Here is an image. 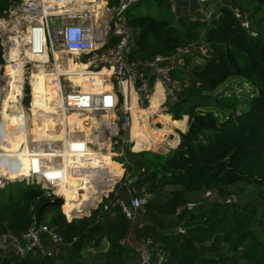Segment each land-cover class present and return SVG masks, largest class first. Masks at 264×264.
Instances as JSON below:
<instances>
[{
  "label": "trees",
  "instance_id": "trees-1",
  "mask_svg": "<svg viewBox=\"0 0 264 264\" xmlns=\"http://www.w3.org/2000/svg\"><path fill=\"white\" fill-rule=\"evenodd\" d=\"M20 1L0 0V17ZM218 1L211 17L177 15L171 4L169 17L128 13L137 32L132 61L188 50L185 64L171 70L181 89L167 111L178 124L186 125L188 116L180 144L167 152L127 148L117 160L133 173L135 195L153 196L138 212L144 219L135 238L140 245L152 241L165 264H264V0ZM195 46L206 54L191 51ZM195 57L201 62L193 63ZM231 78L249 82L253 91L217 92ZM114 198H104L89 216H68L59 206L41 212L50 201L41 185L7 182L0 187V237L21 239L37 222L63 242L52 255L0 247V264H140L130 243L133 220Z\"/></svg>",
  "mask_w": 264,
  "mask_h": 264
},
{
  "label": "built area",
  "instance_id": "built-area-1",
  "mask_svg": "<svg viewBox=\"0 0 264 264\" xmlns=\"http://www.w3.org/2000/svg\"><path fill=\"white\" fill-rule=\"evenodd\" d=\"M138 1L140 0H119L118 3L111 4L110 0H21L12 4L0 17V39L5 63H10L15 69L17 61L21 60L25 73L27 69L30 70V77H27L30 85L33 72L37 71L39 65H43L49 74L56 77L61 86L63 109L60 111L88 112L93 115L102 113V117L97 118L99 123L95 125L94 140L74 136L64 148L57 147L60 141H57V144L44 141V145L47 146L45 155L35 152L29 175L16 179L27 185H41L45 189V196L50 200L64 197L59 193L58 186L67 176L66 153L71 157L76 155L82 157L87 149H95L96 146L97 149L105 152L109 150L116 159L117 149L120 147L122 149L125 145L124 151H126L130 148L128 145H134L131 137L133 122L131 91H135L137 102L144 107L151 97V86L147 75L149 69H153L170 84L168 93L176 94L181 89L179 82L171 77V70L178 64H185L182 54L188 52L187 49L176 56L158 55L152 61L130 59L137 32H134L128 24V10ZM50 2L54 5L51 6ZM64 2L66 5H61ZM212 14L213 11L207 12L208 17ZM113 37L118 38L114 43ZM70 57L76 62L88 65L89 72L92 73L99 74L104 69H108L111 73L101 76H104L105 81L110 82L111 89L96 94L70 88L67 75L60 71V67H63ZM7 78L9 79V76L5 73L0 75V79H5L7 83V86L0 84L2 102L10 89ZM25 83L26 76L22 94L18 96L19 100L24 96ZM20 105L26 110L21 100ZM28 109L31 111V108ZM2 113L3 110H0V124L3 120ZM107 114L109 116L106 119ZM27 129L30 131L31 126ZM31 145H34L32 141ZM31 149L34 150V146H31ZM55 151L57 155L52 159H45ZM122 156L124 154L119 157ZM1 179L0 187L7 183L5 179L8 177L2 176ZM108 192L105 194L107 198H109ZM209 194L210 192L207 193ZM150 199V194L135 195L134 193L129 203L124 200L118 201L125 215L134 220L136 212L144 211ZM104 208L108 209L109 205H105ZM42 234L49 235L54 245L53 249L45 250L41 243ZM62 242L63 237L54 228L37 222L21 239L13 235L0 237L2 249L7 251L13 244L12 249L21 255L36 249H42L48 255H52L58 252V246ZM137 252L140 264H165V258H156L158 248L150 240L139 246Z\"/></svg>",
  "mask_w": 264,
  "mask_h": 264
},
{
  "label": "bare ground",
  "instance_id": "bare-ground-1",
  "mask_svg": "<svg viewBox=\"0 0 264 264\" xmlns=\"http://www.w3.org/2000/svg\"><path fill=\"white\" fill-rule=\"evenodd\" d=\"M50 3L51 6L54 5L53 2ZM61 5H66V3H61ZM68 60H71L73 62V69L72 64L70 63V61H68L66 62V64H64L63 67H60V71L64 72L67 77L69 76L67 78L68 81H78V84L82 83L88 85V88H90V90L75 87L76 83H71L73 85L68 83V86L70 88L90 91L96 94L111 89L110 82H105V80L103 79L104 76H101L111 73L108 69H104L99 74L92 73L89 72L88 65H86L85 63L76 62L72 57H70ZM37 71L38 72L35 76L37 85L32 84L31 81V85L33 86L32 96L34 100L31 108V116L28 117V120L33 125L32 134L27 129L28 125H26V127L24 126L23 119L17 123L16 127H14L13 122L9 118L8 108L10 106V103L17 101V98H19L18 96L22 94V87H16L14 82L12 81V78L9 80L10 89L7 96L5 97L4 104L2 103L4 105V108L2 113L3 120L1 122L0 129L3 133L9 136V132L12 131V126L17 132L20 131L21 133V131H23V133L19 134L20 140L16 138H7L8 140H14V143H19V151L17 150L12 153L7 150L0 151V184H2V176L16 179L17 177H24L29 175V169L32 165V158L34 157V153L38 152L41 155H45L46 153L47 146L44 145V141H50L57 144V141H60V139H62V141L57 144V147L64 148L65 145L70 142V138L74 136H81L85 140H94L96 138V135L93 134L94 132L92 126H89V124L87 123H90L91 118L89 115H91V113H67L65 111H61L62 114L58 113L56 111L58 102L59 109H63V96L60 90L61 86L59 84V81L52 74L47 75L48 70L45 69L43 65H39ZM33 76L34 75H32L31 77L32 80ZM48 95H50L51 97L50 101L47 100ZM150 100L151 105L147 108H142L138 105L137 94L135 93V91H131V106L133 114L131 137L132 143H134L135 151H140L145 148L151 150L157 149L161 142L168 141V137L166 136H168L169 133H172L171 127H153L150 123V116L152 115L160 116V119L164 121L167 126H178L182 127L183 129L186 127L185 123H173L170 115L159 114L160 98L158 94L152 95ZM47 106L52 107V109L54 110V114H50L47 111ZM14 107L18 112L22 111L23 107L20 105V100L16 102ZM108 116V114L105 115V118L107 119ZM98 123L99 122L96 119H93L94 125H97ZM31 141L34 143V145H31ZM178 142L179 141L177 138L176 140L169 139L167 143L177 145ZM31 146H34V150L31 149ZM87 152L91 154V158L83 159L82 157L76 155L73 156L71 161L65 159L67 176L65 181L59 184L58 191L65 198V202L63 203V210L70 216L87 213L88 205H96L100 201L102 195L109 191L113 183L122 176L124 171L122 165L119 162L115 160L111 162L106 160L105 157L113 158L114 156L109 150L105 152L101 149H87ZM56 153L57 151L49 154V156L45 159H52L54 155H57ZM94 154L95 156H93ZM78 190L83 191V193L81 194L79 191L78 195V193H76V191ZM65 191H69V193L64 195Z\"/></svg>",
  "mask_w": 264,
  "mask_h": 264
},
{
  "label": "rangeland",
  "instance_id": "rangeland-1",
  "mask_svg": "<svg viewBox=\"0 0 264 264\" xmlns=\"http://www.w3.org/2000/svg\"><path fill=\"white\" fill-rule=\"evenodd\" d=\"M215 2V0H213V3ZM170 4L172 5V3L170 2V0H140V1H138L137 3H135V4H133L130 8H129V10H128V13H130L131 15H138V14H146V15H151V16H153L154 18H157V19H159V18H164V17H169L170 15H171V9H172V6H171V9L169 8V6H170ZM205 13H206V11H205ZM204 13V14H205ZM176 14V13H175ZM191 49V48H190ZM191 51H199L201 54H206V50L204 49V48H202V47H197V46H195V47H193L192 49H191ZM20 62V63H19ZM199 62H201V59H200V57H195V60H193V63H199ZM24 64H23V62L20 60V61H18L17 62V65H16V68L14 69V68H12V66L10 65V63H8V62H6L4 65H2V67H0V75H2L3 73H5L6 75H8L9 76V79L8 80H10L11 78H12V81L14 82V84H15V86L16 87H22V89H23V83H24V77L26 76V83H25V85H24V91H23V95L24 96H21L20 98V100H21V102H22V104H23V106L26 108V110L25 109H23L22 108V111L21 112H18L17 110H16V108L14 107L15 106V104H16V102H18L19 101V98H17V101H15V102H12V103H10V106H9V108H8V113H9V118L10 119H12L13 121H16V120H22V119H24L25 118V116L26 115H28V114H31V111L28 109V108H32V105H33V100H34V98H33V96H32V89H33V86L31 87V85L29 84V80L27 79V77H30V70L29 69H27L26 70V73H25V70H24ZM37 72L38 71H34L33 72V80H32V84H36L37 85V81L35 80V76H36V74H37ZM47 75H49V71H48V74ZM32 77V76H31ZM105 82H108V81H105ZM165 83H166V92H167V89H168V87L170 86V84L168 83V82H166V81H164ZM0 84H2V85H6L7 86V83H6V81H5V79H3V80H1L0 79ZM152 88H151V93H150V96H151V94H152ZM221 91H224V92H226V93H228V94H233V93H235V94H237L238 96H242V95H245V94H247V93H251L252 91H253V88H252V86L249 84V82H247V81H245V80H243V79H241V78H231V79H229L224 85H222L218 90H217V92H221ZM9 92V91H8ZM8 94V93H7ZM7 96V95H6ZM176 97H177V94H175V92H174V94H170V93H168L167 92V99H166V102L164 103V105L163 106H161V107H164L165 105H166V107H167V111H168V109L170 108V106L173 104V102L175 101V100H177L176 99ZM24 98V99H23ZM151 98V97H150ZM150 98L146 101V105L144 106V107H142L140 104H139V102H138V105L140 106V107H142V108H147V107H149L150 106ZM50 99H51V97H50V95H48V97H47V100L48 101H50ZM57 100V99H56ZM5 101V100H4ZM138 101V100H137ZM2 101H0V103H1ZM58 102V101H57ZM3 104H4V102H2ZM1 105L0 106V110H1V108H2V110H3V108H4V105ZM28 111H30V113H28ZM47 111L50 113V114H54V110L52 109V107L51 106H47ZM56 111L58 112V113H60V114H62L61 113V111H60V109H59V102H58V105H57V107H56ZM163 112V111H162ZM13 115H20V116H13ZM102 117V113L101 114H98V115H96V117L94 118V119H96L97 121H98V119L97 118H101ZM26 119V118H25ZM184 119V118H183ZM91 120H93V119H90V121ZM154 120V121H153ZM182 120V119H181ZM90 126H92V124L91 123H89V122H87ZM150 123H151V125L153 126V127H155V126H157L158 125V120L156 119V118H154V115H152V116H150ZM160 123V122H159ZM160 124H162V123H160ZM26 125H28V124H26ZM26 125H24L25 127H26ZM31 126V125H30ZM0 128H1V124H0ZM13 128V129H12ZM12 128H11V132H9V134H10V136L9 135H7V134H5V133H3L2 132V130L0 129V151L1 150H7V151H9V152H15V151H19L20 150V145H19V143H14V140H8V139H13V138H16V139H18V140H20V138H19V134H21V133H23V131H21V133H20V131L19 132H17L15 129H14V127L12 126ZM157 128V127H156ZM186 128V127H185ZM184 128V129H185ZM187 128H188V126H187ZM92 129H93V134L94 135H96V133H95V126L94 127H92ZM182 129V128H181ZM184 129H182L181 130V132H185L184 131ZM25 133H26V131H25ZM30 133L32 134L33 133V126H31V130H30ZM179 134H180V132H179ZM166 137H169V136H166ZM8 138V139H7ZM169 139L170 140H172L173 139V137L171 136V137H169ZM169 139H168V141H169ZM167 141V142H168ZM178 141H179V139H178ZM165 142V141H164ZM161 142V146L159 145V147H157V149H152L153 151H161V152H167L168 150H170V149H175L179 144H180V142H181V139H180V141L178 142V144L177 145H173V144H169V143H167V142ZM174 142V141H173ZM27 146V145H26ZM130 148V150L131 151H133V152H135V150H134V145L133 144H130V145H128ZM3 147V148H2ZM165 147V148H164ZM24 148V147H23ZM26 148V147H25ZM94 148L97 150V148L98 147H96V146H94ZM124 149H125V145H124V147L121 149V147L119 148V149H117V156H116V159H115V157H113V158H110V157H105L106 158V160H108V161H117L118 160V158H120L119 156H121V155H123L124 154V156L123 157H126V155H127V153H126V151H124ZM143 150H151V149H147V148H145V149H143ZM138 151V150H137ZM141 151V150H140ZM21 152H23V151H21ZM95 153V152H94ZM93 156H95V154L93 155ZM92 156H91V154L89 153V152H87V154L86 155H84V156H82V158L84 159V158H91ZM73 158V156L71 157V156H69L68 155V153H66L65 154V159H67V160H70L71 161V159ZM122 165H123V168H124V173H123V175L121 176V178H119L117 181H115L114 183H113V185H112V187L109 189V192H108V195H109V198H110V196H111V194L113 193L114 194V196H115V198L114 199H117V200H119L118 199V197L119 196H121L120 195V191H121V189L123 188L126 192H127V195H128V198H132V196L134 195V193H136L137 191H135L134 190V187L129 183V181H130V177L131 176H133V173H128L127 172V170L125 169V166H124V164L123 163H121ZM5 177V176H4ZM19 178H22V177H17L16 179H19ZM16 179H13V178H10V177H8V179H5V181L6 182H8V181H12V180H16ZM131 180H133V179H131ZM18 181V180H17ZM1 183H2V179H1ZM127 188V189H126ZM72 191H74V190H72ZM79 191L80 190H78V191H76V193H78V195H79ZM69 193V191H65L64 192V195H66V194H68ZM80 193L82 194L83 193V191H80ZM106 194V193H105ZM102 195V197L100 198V201H99V203H97V205H94V204H91L90 206L91 207H87L88 208V211H87V213H83V214H81V215H78V216H76V217H83V216H89L90 214H91V212H92V210H94V209H96L102 202H103V200H104V198H107L106 197V195ZM151 196V198H153V196L152 195H150ZM121 200V199H120ZM119 200V201H120ZM124 201L125 202H127L128 203V200H126V198H124ZM86 209V208H85ZM62 210H63V207H62ZM138 223V222H137ZM133 224H134V222H133ZM138 227V224H135V226L133 225V227H132V231H134V234H135V230H136V228ZM42 237V236H41ZM135 237V235L133 236V238ZM42 243V242H41ZM42 245H43V243H42ZM135 245L136 246H138V243H136L135 242ZM43 247L45 248V246L43 245ZM9 249H12V248H9ZM95 251V252H94ZM96 254V250H93V251H91V254L90 255H88L87 256V258L89 259V263L90 262H92V259H93V255L94 254ZM99 255L100 254H103V251L102 252H100V253H98ZM165 258L164 256H162L161 254H160V251L158 250V253L156 254V258L157 259H159V258ZM95 259H97L96 257H95Z\"/></svg>",
  "mask_w": 264,
  "mask_h": 264
},
{
  "label": "crops",
  "instance_id": "crops-1",
  "mask_svg": "<svg viewBox=\"0 0 264 264\" xmlns=\"http://www.w3.org/2000/svg\"><path fill=\"white\" fill-rule=\"evenodd\" d=\"M170 2L172 3V9H173V11L175 12V13H177V15H189V16H191L192 18H194V17H197L198 15H201V16H204L205 14L207 15V12H210V11H214V8H215V6H217V4L219 3V1L218 0H215V2L213 3V0H170ZM215 4V5H214ZM100 5V4H99ZM205 11H206V13H205ZM205 13V14H204ZM128 17H129V14H128ZM68 61H70V63L72 64L73 62L71 61V60H68ZM67 61V62H68ZM73 67H74V65L72 64V69H73ZM110 74V73H109ZM147 75H148V79H149V82H150V86H151V88H152V94H151V97H152V95H156V94H158L159 95V98H160V101H159V106H160V112H159V114H161V115H170V117H171V119H172V122L173 123H176L174 120V118H173V116L171 115V114H169L168 112H167V107H166V105L164 106V107H161V106H163L164 105V103L166 102V99H167V92H166V83L164 82V80L158 75V74H156L155 73V71L153 70V69H149L148 70V72H147ZM69 77V76H68ZM67 77V78H68ZM110 79V78H109ZM58 82V81H57ZM67 82L68 83H76V85H75V87H79V88H85V89H88V90H90V88H88V85H85V84H82V83H80V84H78L79 82L78 81H71V80H69L68 81V79H67ZM103 84V83H102ZM105 84V83H104ZM71 85H73V84H71ZM150 105H151V100H150ZM163 111V112H162ZM28 113H30V111H28ZM29 116H31V114H28V115H26L25 116V118L23 119V121H24V125H26V124H28V126H33L32 125V123H30V121L28 120V117ZM90 116V118L91 119H94L95 117H96V115H93V114H91V115H89ZM186 117V128L184 129V131H186L187 130V126H188V116H185ZM154 118H156V119H158L159 121H158V125H157V128H170L171 127V129H172V133H169L168 134V136L169 137H173V139L172 140H176L177 138L179 139V141H180V134H179V132L183 129L182 127H176V126H167L165 123H164V121H162L161 119H160V116H158V115H154ZM161 120V121H160ZM11 121L13 122V126L14 127H16L17 126V123L20 121V120H16V121H13L12 119H11ZM162 123V124H160V123ZM90 123L92 124V127H94L95 125L93 124V120H91L90 121ZM27 126V127H28ZM90 126V125H89ZM69 127H70V125H69ZM182 128V129H181ZM75 129V128H74ZM70 130V129H69ZM95 131H96V128H95ZM78 135H80V134H78ZM171 135V136H170ZM31 136V135H30ZM79 137H81V136H79ZM169 137H168V139H169ZM62 141V139H60V142ZM62 144V143H61ZM58 148H62V147H58ZM117 162H119V161H117ZM122 167H123V165H122ZM126 169V168H125ZM123 170H124V168H123ZM123 173H124V171H123ZM123 175V174H122ZM121 178V177H120ZM120 180V179H119ZM124 188V187H123ZM121 189V191L119 192L120 193V197H118L119 198V200L121 199V200H124V198H126V200H128V203L131 201V197L130 198H128V195H127V192L124 190V189ZM127 189V188H126ZM135 190V189H134ZM138 212L139 211H137L136 212V218L133 220V222H134V226H135V224H139V222H140V219H144V217H143V214L139 217V219H138ZM142 213H144V211H141ZM68 216H70V215H68ZM76 216H78V215H76ZM75 216V217H76ZM138 222V223H137ZM141 222H143V221H141ZM135 234H134V231H132L131 230V233H130V243L137 249L138 247H139V245H140V243L136 240V238L134 237L133 238V236H134ZM41 242L43 243V245L45 246V250H51V249H49V248H51V240H50V237H49V235L48 234H42V237H41ZM11 242V241H10ZM135 242L136 243H138V246H136L135 245ZM13 244H11V246L10 247H12L13 248V246H12ZM141 246V245H140ZM95 252V251H94Z\"/></svg>",
  "mask_w": 264,
  "mask_h": 264
},
{
  "label": "water",
  "instance_id": "water-1",
  "mask_svg": "<svg viewBox=\"0 0 264 264\" xmlns=\"http://www.w3.org/2000/svg\"><path fill=\"white\" fill-rule=\"evenodd\" d=\"M64 202H65V198H64V197H58V198H55L54 200L47 201V202L41 207V212H43V210H44L46 207H49V206H59V207L62 208Z\"/></svg>",
  "mask_w": 264,
  "mask_h": 264
},
{
  "label": "clouds",
  "instance_id": "clouds-1",
  "mask_svg": "<svg viewBox=\"0 0 264 264\" xmlns=\"http://www.w3.org/2000/svg\"><path fill=\"white\" fill-rule=\"evenodd\" d=\"M63 207V206H62ZM65 213V212H64Z\"/></svg>",
  "mask_w": 264,
  "mask_h": 264
}]
</instances>
